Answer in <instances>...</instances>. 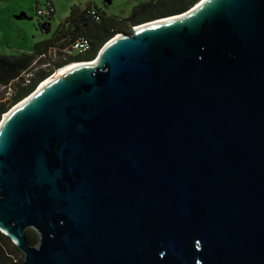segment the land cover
Masks as SVG:
<instances>
[{
  "label": "water",
  "instance_id": "1",
  "mask_svg": "<svg viewBox=\"0 0 264 264\" xmlns=\"http://www.w3.org/2000/svg\"><path fill=\"white\" fill-rule=\"evenodd\" d=\"M139 25L4 113L0 230L22 264H264V0Z\"/></svg>",
  "mask_w": 264,
  "mask_h": 264
},
{
  "label": "trees",
  "instance_id": "2",
  "mask_svg": "<svg viewBox=\"0 0 264 264\" xmlns=\"http://www.w3.org/2000/svg\"><path fill=\"white\" fill-rule=\"evenodd\" d=\"M200 0H147L136 5L129 16L120 17L117 15H108L95 7L100 12V20H96L89 14L91 5L81 9L78 6L72 7L71 14L58 26L51 38L38 42L30 53H21L13 55H0V86L9 87L12 90V96L8 101L0 102V121L2 115L12 106L32 93L38 85L49 75L53 74L54 69H39L36 71L29 83H25L24 72H30L38 62H41L39 55L47 51L51 44L69 37L75 39L81 35L88 37L92 42V49L83 55L71 57L65 62L57 63L62 67L74 60H91L97 56L103 45L113 37L116 32H131L130 25L149 21L158 17L182 12L198 3ZM54 16L52 9L50 16L40 27L50 32V20ZM18 80H15L17 79ZM27 241L35 245L39 240V234L34 229L25 231ZM20 250L14 245L11 239L0 230V264H22L18 261L16 254Z\"/></svg>",
  "mask_w": 264,
  "mask_h": 264
},
{
  "label": "rangeland",
  "instance_id": "3",
  "mask_svg": "<svg viewBox=\"0 0 264 264\" xmlns=\"http://www.w3.org/2000/svg\"><path fill=\"white\" fill-rule=\"evenodd\" d=\"M144 1L147 0H0V55L32 52L36 43L51 38L58 26L71 14L72 7L83 9L91 5L108 15L127 17L136 5ZM49 4H52L54 16L49 21L51 30L47 32L40 24L48 19L42 17L38 10L47 11ZM136 26L130 25L131 30ZM43 62L44 60L38 62L31 73L46 69ZM11 93L9 87L0 86V102L8 101ZM15 256L20 262L24 260L22 251Z\"/></svg>",
  "mask_w": 264,
  "mask_h": 264
},
{
  "label": "built area",
  "instance_id": "4",
  "mask_svg": "<svg viewBox=\"0 0 264 264\" xmlns=\"http://www.w3.org/2000/svg\"><path fill=\"white\" fill-rule=\"evenodd\" d=\"M52 9H53L52 4H49L47 11L42 12L39 9L38 13L42 17L47 18L48 16H50ZM89 14L92 17H94L96 20H100V12L95 7H91ZM91 49H92V42L88 37L84 35H81L75 39H70L69 37H63L62 39L51 44V46L48 48L47 51H44L39 55L38 59L41 58V60H44L43 65L45 66L46 69H54L55 71H57L58 69L61 68L56 65L57 63L65 62L71 57H77L78 55L86 54ZM33 74L34 73H31V71L23 73V77H25L24 75H26L25 83L30 82ZM15 80H18V78Z\"/></svg>",
  "mask_w": 264,
  "mask_h": 264
},
{
  "label": "bare ground",
  "instance_id": "5",
  "mask_svg": "<svg viewBox=\"0 0 264 264\" xmlns=\"http://www.w3.org/2000/svg\"><path fill=\"white\" fill-rule=\"evenodd\" d=\"M164 19H167V18H164ZM164 19H157L156 21H160V20H164ZM143 25H146V24H143ZM143 25H139V26H136V27H140V26H143ZM82 63H87V62H83V61H73L71 63H68V64L64 65L63 67H61L60 69H58L57 71H55L54 74L50 78H52L53 76L61 73L64 70L72 67L73 65H78V64H82ZM50 78H48L47 80H45L41 85H43L45 82H47Z\"/></svg>",
  "mask_w": 264,
  "mask_h": 264
}]
</instances>
